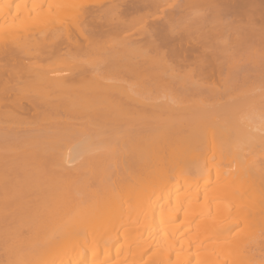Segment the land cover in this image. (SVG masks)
Instances as JSON below:
<instances>
[{"label": "bare ground", "instance_id": "bare-ground-1", "mask_svg": "<svg viewBox=\"0 0 264 264\" xmlns=\"http://www.w3.org/2000/svg\"><path fill=\"white\" fill-rule=\"evenodd\" d=\"M20 1L0 264H264V0Z\"/></svg>", "mask_w": 264, "mask_h": 264}, {"label": "rangeland", "instance_id": "rangeland-1", "mask_svg": "<svg viewBox=\"0 0 264 264\" xmlns=\"http://www.w3.org/2000/svg\"><path fill=\"white\" fill-rule=\"evenodd\" d=\"M33 1H34V0H33ZM85 1H86V0H84V2H85ZM87 1H88V0H87ZM87 1H86V2H87ZM94 1H95V0H94ZM17 2H18V1H16V3H15V2L13 1L12 3H14V5H16V4H18ZM21 2H22V0L20 1V3H21ZM209 51H210V50H209ZM207 52H208V49H207ZM208 53H209V52H208ZM216 81L219 82V81H221V80L215 79V80L213 81V83H214V84H217L218 82L215 83ZM218 84H219V86L221 85V83H218ZM218 84H217V85H218ZM262 222H263V224H262ZM262 222H261V224L264 226V221L262 220ZM190 263H195L193 258L190 260Z\"/></svg>", "mask_w": 264, "mask_h": 264}]
</instances>
